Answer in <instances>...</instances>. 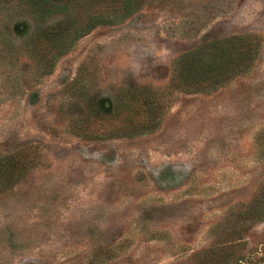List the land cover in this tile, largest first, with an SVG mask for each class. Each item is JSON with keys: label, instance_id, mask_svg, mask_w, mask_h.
Returning a JSON list of instances; mask_svg holds the SVG:
<instances>
[{"label": "rangeland", "instance_id": "rangeland-1", "mask_svg": "<svg viewBox=\"0 0 264 264\" xmlns=\"http://www.w3.org/2000/svg\"><path fill=\"white\" fill-rule=\"evenodd\" d=\"M124 4L0 0V264H264V0Z\"/></svg>", "mask_w": 264, "mask_h": 264}, {"label": "trees", "instance_id": "trees-1", "mask_svg": "<svg viewBox=\"0 0 264 264\" xmlns=\"http://www.w3.org/2000/svg\"><path fill=\"white\" fill-rule=\"evenodd\" d=\"M56 1V0H52ZM135 5V0H125L124 4V9L125 13H127L133 6ZM124 13V14H125ZM121 14V15H124ZM92 24L96 25L97 23H100L101 19L98 17H93L92 18ZM106 21H111V20H106ZM219 54L223 55V52H220L218 54H214L211 56V58L205 60V57H203L199 53H192L191 57L193 59L189 60L188 55L181 56L179 60H177V66L181 68V70H189V68H198L201 73L204 75H209L211 74V78L213 77L212 75L216 74V78H223L225 75L224 71L227 68V64H233V62L236 60L234 57L229 58V63L222 58ZM229 66V65H228ZM233 66V65H232ZM192 68V69H193ZM217 72V73H216ZM18 167L20 166H15L14 160L11 159L10 156L5 155L0 157V191H4L11 186H13L17 181L20 176H22L23 171L19 170Z\"/></svg>", "mask_w": 264, "mask_h": 264}]
</instances>
